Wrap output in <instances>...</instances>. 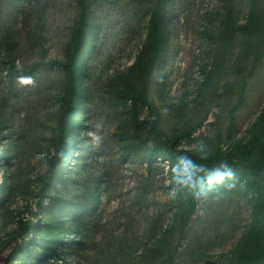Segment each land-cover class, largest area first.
Here are the masks:
<instances>
[{"label": "rangeland", "instance_id": "rangeland-1", "mask_svg": "<svg viewBox=\"0 0 264 264\" xmlns=\"http://www.w3.org/2000/svg\"><path fill=\"white\" fill-rule=\"evenodd\" d=\"M250 2L175 0L168 14L162 82L154 80L148 88L151 106H135L114 102L110 83L140 53L152 1L94 0L95 40L86 46L87 62L79 77L89 86V99H79L85 109L74 112L69 152L47 197L38 203L49 161L61 148L66 71L57 62L69 57L80 9L78 0H0V121L8 120L0 151L16 154L23 173L15 195L0 206V264L10 263L18 243L34 238L32 222L42 224L43 238L48 223L58 220L69 236L84 242L82 247L65 255V239L64 247L44 260L40 246L31 242L22 249L20 264H213L238 259L256 207L247 172L235 170L231 179L228 171L214 179L212 191L204 190L193 210L189 186L171 182L170 162L159 158L150 165L143 153H130L124 129L133 122L145 129L147 118L163 134L198 126L192 141L185 139L180 146L205 154L221 148L223 155L238 156L240 142L249 137L264 107V57L252 75L237 76L232 67L239 51L235 41L219 68L213 34L228 9L245 21ZM40 62L44 65L29 75L9 72L11 66L28 71ZM10 167V160L0 164V184L7 181ZM27 184L29 193L23 194Z\"/></svg>", "mask_w": 264, "mask_h": 264}, {"label": "trees", "instance_id": "trees-1", "mask_svg": "<svg viewBox=\"0 0 264 264\" xmlns=\"http://www.w3.org/2000/svg\"><path fill=\"white\" fill-rule=\"evenodd\" d=\"M150 21L146 40L130 69L117 77L110 83L112 99L117 103L131 101L135 106L142 104L151 106L148 88L154 80L162 82L164 67L161 66L164 55L168 51L169 12L175 0H151ZM94 0H78L80 15L75 28L72 41L70 42L69 57L67 60L58 61L61 68L66 71V84L61 102V124L60 144L61 148L51 157L48 165V176L38 191L42 203L47 197V190L52 186L58 174V167L69 152V140L75 130L74 112L84 110V101L89 99V86L82 84L79 80L81 70L86 65L87 57L83 54L88 51L89 45L95 40L92 34L93 23L91 21V6ZM221 28L218 34H213L218 42L217 66L223 68V63L228 60L229 48L238 43V53L233 60V71L237 76L243 78L252 75L264 57V5L261 0H251L248 16L245 21L233 14L228 9L220 21ZM41 43V37L35 42ZM43 62L34 64L28 71L17 70L11 66V75H29L32 70L43 66ZM82 98V104L79 99ZM138 120V117L136 118ZM139 122V121H138ZM148 122L145 129L137 122H133L124 129L130 153H143L147 162L151 165L159 158H165L170 162L169 176L173 185L190 188V199L193 202L200 196L196 192L212 191L214 179L226 174L229 170H245L248 174L250 190L255 194V213L253 216V227L247 234L242 245L240 255L235 261H214L213 264H264V107L258 116L248 138L240 142V153L237 157L223 155L222 149L218 148L209 154H205L198 148H185L180 146L185 139L192 141V135L198 126L178 128L170 134H163L157 127L156 121L146 119ZM85 124V120L82 121ZM8 128V120L0 121V138ZM9 154L7 157L6 155ZM12 156V157H11ZM7 160H6V159ZM17 155H11V150L0 151V164L2 161L10 160V168L6 169L5 180L0 184V206L4 205L6 199L15 195L21 177L22 170L16 161ZM79 182V181H77ZM28 185V184H27ZM23 194L29 193V187ZM85 189V188H84ZM90 195L89 190H86ZM85 190L82 191V194ZM82 194H77L81 196ZM64 203L62 202L61 205ZM38 217L39 212H34ZM192 213V212H191ZM189 214L186 222H188ZM60 221H51L41 238L42 224L32 222L31 229L34 238L30 241H22L10 252L9 264H20L19 259L22 249H27L31 242L40 246V253L44 260L52 256L64 247L66 239L68 246L62 251L65 255L76 253L84 243L67 234V230L60 225ZM79 226L74 224V233H79ZM73 237V238H71Z\"/></svg>", "mask_w": 264, "mask_h": 264}, {"label": "clouds", "instance_id": "clouds-1", "mask_svg": "<svg viewBox=\"0 0 264 264\" xmlns=\"http://www.w3.org/2000/svg\"><path fill=\"white\" fill-rule=\"evenodd\" d=\"M228 175H229V177L231 178V179H233L234 178V172L232 171V170H229V172H228ZM234 185H228V187L230 188V187H233ZM207 193V191H199V192H196V195H204V194H206Z\"/></svg>", "mask_w": 264, "mask_h": 264}]
</instances>
